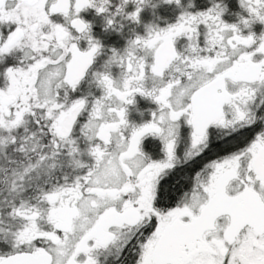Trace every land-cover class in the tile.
<instances>
[{"label":"snow or ice","instance_id":"snow-or-ice-1","mask_svg":"<svg viewBox=\"0 0 264 264\" xmlns=\"http://www.w3.org/2000/svg\"><path fill=\"white\" fill-rule=\"evenodd\" d=\"M0 264H264V0H0Z\"/></svg>","mask_w":264,"mask_h":264},{"label":"flooded vegetation","instance_id":"flooded-vegetation-1","mask_svg":"<svg viewBox=\"0 0 264 264\" xmlns=\"http://www.w3.org/2000/svg\"><path fill=\"white\" fill-rule=\"evenodd\" d=\"M232 8H235L236 5L235 3L233 2L232 5H231ZM159 13L161 15H169L170 12H171V9L169 6H162L158 9ZM85 15L87 16V18L89 19H94V16H93V13L91 10H89L87 13H85ZM145 18L148 19L150 18L149 17V13L148 12H145ZM96 19V25H95V32L102 36V38L105 40L106 43H117V44H120V43H123V41L115 34H111V35H106L104 34L102 31H101V27H100V21L98 18H95ZM258 29H259V26H258ZM139 105L141 108H146L148 105H147V102L144 101V100H140L139 101Z\"/></svg>","mask_w":264,"mask_h":264}]
</instances>
